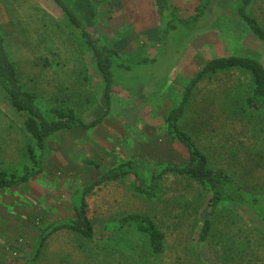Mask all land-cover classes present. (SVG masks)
Instances as JSON below:
<instances>
[{
    "label": "rangeland",
    "instance_id": "1",
    "mask_svg": "<svg viewBox=\"0 0 264 264\" xmlns=\"http://www.w3.org/2000/svg\"><path fill=\"white\" fill-rule=\"evenodd\" d=\"M171 2L187 17L204 0ZM52 5L0 0L2 31L21 83L44 109L65 107L85 122L103 117L104 82L95 58ZM98 6L99 31L122 55L115 67L119 85L100 124L58 132L49 141L43 172L18 188L0 190V264H29L43 225L74 217L80 189L108 168L128 159L185 162L187 152L169 138L165 117L209 59L244 55L264 65V44L236 15L237 0H215L198 22L181 25L162 41L153 0H98ZM250 13L264 26V0H254ZM147 57L153 62L136 64ZM250 90L248 73L206 76L179 124L214 168L258 193L264 191V115L241 110ZM23 122L0 91V171L19 170L28 159L32 140ZM162 186V194L152 200L141 197L130 179L96 187L86 196L93 238L60 230L31 264H264V223L258 217L242 206H222L202 243L210 193L174 175L166 176ZM137 213L150 215L163 231L162 255L152 254L145 236L127 224V217Z\"/></svg>",
    "mask_w": 264,
    "mask_h": 264
},
{
    "label": "trees",
    "instance_id": "2",
    "mask_svg": "<svg viewBox=\"0 0 264 264\" xmlns=\"http://www.w3.org/2000/svg\"><path fill=\"white\" fill-rule=\"evenodd\" d=\"M62 11L65 19L78 29L84 46L95 58V67L104 82L103 91L106 100L107 114L111 102V94L119 85L115 78V67L121 62L122 55L114 46L110 37L99 31L100 9L98 0H51ZM215 0H204L202 6H197L185 17L171 0H153L155 7L159 38L162 41L172 31H178L181 25L195 24L199 18L212 9ZM236 15L245 23L250 33L264 44V26L251 13L254 0H237ZM203 24V23H202ZM160 41V42H161ZM153 57H147L136 64L141 67L153 62ZM128 69L131 66L124 63ZM238 70L251 76V90L244 97L242 111L251 115H264V65L250 56L228 55L209 59L206 64L189 80L178 103L171 107L165 117L166 131L170 139L179 143L187 152V160L183 163L158 161L153 164L128 159L117 166L110 167L81 192V200L73 205L74 217H68L45 223L35 246V260L43 249L48 238L60 230H70L86 239L94 236L93 225L87 216L86 196L93 189L108 182L130 179L133 189L143 198L152 200L159 197L163 191V179L168 175L186 177L210 193L209 211L200 229L199 240L203 243L211 236L213 223L220 208L235 204L244 207L253 216L264 223V191L254 192L237 181L225 170L216 169L211 165L209 156L204 152L195 138L184 130L179 121L183 117L188 102L198 84L209 75L220 72ZM0 91L11 105L12 109L24 116L23 127L32 144L27 149L28 159L19 169L12 172L0 171V190L18 188L40 175L44 170V160L48 152L49 141L58 132L72 129H91L104 119L100 117L85 122L77 117L73 110L53 106L42 108L35 93L25 89L21 83L17 66L10 56L8 45L0 21ZM88 164L98 167L93 160ZM127 224L139 234L144 235L152 254L162 255L165 250V235L157 223L148 214H132L127 217Z\"/></svg>",
    "mask_w": 264,
    "mask_h": 264
},
{
    "label": "crops",
    "instance_id": "3",
    "mask_svg": "<svg viewBox=\"0 0 264 264\" xmlns=\"http://www.w3.org/2000/svg\"><path fill=\"white\" fill-rule=\"evenodd\" d=\"M48 3H50V6L53 4H55V3H53L51 0H48ZM52 5V6H53ZM56 5V4H55ZM57 6V5H56ZM58 7V6H57ZM59 8V7H58ZM59 10H60V8H59ZM61 11V10H60ZM62 12V11H61ZM62 16H63V19H64V21H66L67 23H68V21L65 19V17H64V15H63V13H62ZM100 18H101V16H100ZM99 21H101L100 19H99ZM69 24V23H68ZM100 25V24H99ZM69 26L70 27H72L73 29H75L76 31H78L79 32V34L81 33L78 29H76L75 27H73L71 24H69ZM107 35V34H106ZM80 36H81V34H80ZM82 38V37H81Z\"/></svg>",
    "mask_w": 264,
    "mask_h": 264
}]
</instances>
